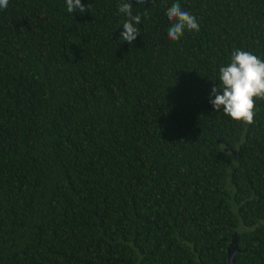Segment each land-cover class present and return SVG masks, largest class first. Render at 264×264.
I'll use <instances>...</instances> for the list:
<instances>
[{
  "label": "trees",
  "instance_id": "obj_1",
  "mask_svg": "<svg viewBox=\"0 0 264 264\" xmlns=\"http://www.w3.org/2000/svg\"><path fill=\"white\" fill-rule=\"evenodd\" d=\"M122 2L0 9V264H223L233 238L264 264V101L247 126L209 102L233 50L264 59V0H131L132 44Z\"/></svg>",
  "mask_w": 264,
  "mask_h": 264
},
{
  "label": "clouds",
  "instance_id": "obj_2",
  "mask_svg": "<svg viewBox=\"0 0 264 264\" xmlns=\"http://www.w3.org/2000/svg\"><path fill=\"white\" fill-rule=\"evenodd\" d=\"M136 2L143 4L145 0ZM8 4L9 0H0V9H6ZM90 8L91 5L86 8L81 0H66V9L70 14L74 11L84 13L90 11ZM132 9L131 0H126L118 6L119 13L127 17L122 23L120 39L129 44L140 35L137 25L141 23V15H134ZM165 14L171 25L167 35L172 41L178 42L185 31L200 30L197 18L189 11L183 10L179 2L168 7ZM257 101H264V59L250 51L235 49L231 53L230 63L219 67V84L212 87L209 102L216 112L222 109L232 120L247 126L255 123Z\"/></svg>",
  "mask_w": 264,
  "mask_h": 264
},
{
  "label": "water",
  "instance_id": "obj_3",
  "mask_svg": "<svg viewBox=\"0 0 264 264\" xmlns=\"http://www.w3.org/2000/svg\"><path fill=\"white\" fill-rule=\"evenodd\" d=\"M234 238L229 242L228 247H227V255H226V260L224 261L223 264H232L234 261V252H235V245H233ZM232 246L233 252L232 255H230L229 248ZM234 264V263H233Z\"/></svg>",
  "mask_w": 264,
  "mask_h": 264
},
{
  "label": "rangeland",
  "instance_id": "obj_4",
  "mask_svg": "<svg viewBox=\"0 0 264 264\" xmlns=\"http://www.w3.org/2000/svg\"><path fill=\"white\" fill-rule=\"evenodd\" d=\"M234 250H233V248H232V246L229 248V252H230V255H232V252H233ZM233 264V263H232Z\"/></svg>",
  "mask_w": 264,
  "mask_h": 264
}]
</instances>
